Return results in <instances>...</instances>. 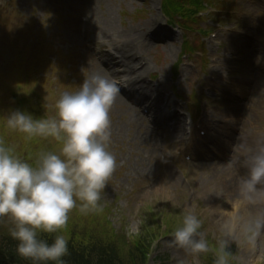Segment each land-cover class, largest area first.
<instances>
[{
    "label": "rangeland",
    "instance_id": "1",
    "mask_svg": "<svg viewBox=\"0 0 264 264\" xmlns=\"http://www.w3.org/2000/svg\"><path fill=\"white\" fill-rule=\"evenodd\" d=\"M162 1L0 0V137L22 146L24 138L14 136L20 132L6 127V115L28 108L26 99L39 108L32 113L34 116L54 117L59 95L78 90L85 77L96 73L91 65L96 63L95 57L102 61L103 55L109 60L110 80L120 79L118 71L122 67L115 66V60L107 54L118 56L124 40L111 42L99 37L96 28L88 25V12L95 10L101 22L112 19L119 31L142 26L157 17L161 32L147 34L148 46L136 51L141 56L138 65L149 67L144 76L152 85V100L163 92L164 98L168 96L194 125L206 118L214 119V114L233 100L238 104L237 117L224 120L230 123L234 139L223 151L228 156L221 152L223 149L220 151L214 136L203 145L204 153L189 162L184 153H178L179 147L188 144L185 135L183 142L173 143L168 134L166 144L154 153L138 137L139 130L131 129L128 123L132 102L127 106L113 102L110 150L116 156L117 167L102 193V203L119 235L133 237L148 228L155 230L158 240L153 244L149 264H205L207 256L219 249L229 218L264 213V197L255 203L243 202L242 197L232 201L219 198L220 188L212 178L213 167L208 165L231 159L235 177L241 182L248 173L247 156L264 145V0H230L233 11L226 17L207 9L191 29L181 23V17L169 23L160 9ZM186 38L194 46L193 51L183 55ZM132 66L140 68L134 60ZM141 105L142 110L147 109L144 103ZM150 122L147 116L145 124L152 125ZM214 126L218 131V123ZM164 127L159 131H165ZM37 138L44 144L50 141L52 151L59 152L56 140ZM174 176L178 183H173ZM189 213L202 222L201 232L210 249L207 253L192 254L172 242L175 230L169 231L167 225L179 221L177 227L181 226L183 216ZM75 216L73 210L70 217ZM0 226L9 232L12 222L7 220ZM228 250L237 264H264V233L257 238L254 251L242 238L230 241Z\"/></svg>",
    "mask_w": 264,
    "mask_h": 264
},
{
    "label": "clouds",
    "instance_id": "2",
    "mask_svg": "<svg viewBox=\"0 0 264 264\" xmlns=\"http://www.w3.org/2000/svg\"><path fill=\"white\" fill-rule=\"evenodd\" d=\"M118 92L116 82L94 73L83 79L78 90L59 95L54 117L36 118L19 109L6 115L7 128L62 145L59 152L41 151L30 161L0 137V224L12 222L9 234L17 242L16 253L32 264H67L70 239L64 230L70 213L103 212L102 193L117 167L109 130ZM247 167L240 194L243 202L255 203L264 197V145L247 156ZM201 228L196 215L186 214L172 242L192 254L207 253ZM262 233L264 213L229 218L215 264H230V241L242 238L254 251Z\"/></svg>",
    "mask_w": 264,
    "mask_h": 264
},
{
    "label": "bare ground",
    "instance_id": "3",
    "mask_svg": "<svg viewBox=\"0 0 264 264\" xmlns=\"http://www.w3.org/2000/svg\"><path fill=\"white\" fill-rule=\"evenodd\" d=\"M92 6V4H90ZM91 10V8H90ZM90 16L89 24L93 25L97 32L99 37L110 40L111 42H117L118 40L123 39L124 45L122 47H118V56H113L111 53L107 54L112 57V59L115 60L114 65L118 66L119 68L122 67L120 71H118V74L120 75H130L133 76L130 80H128V89L124 90V93L122 95L125 97L126 100H124L120 95V89L117 93L114 103H120L124 106H127L128 102H132V106L128 107V113H131L130 118L128 119V123L131 126V129H138V137L144 141V143L147 144L149 149L156 153L161 147H163L166 144L167 141V135L170 134V138L172 139L173 143L183 142V135L186 131V125L187 121L185 117L181 116V113L176 114L175 116L168 117L166 119V127L165 131L160 130V127L162 125L161 121H158L159 119V109L160 105H158L159 99L164 96L163 92L156 95V99L152 100L150 92L152 89L146 80V73L149 72V67L138 65L139 62H141V56L136 55V51L140 50L141 47H147L148 45L146 43H149L148 39L146 38V35L150 34H157L160 33V25L158 23L157 17H154L149 22L145 23L142 26L138 27H132L129 30H123L119 31L115 27V22L112 19H103L104 22L99 20V16L97 15V12L92 9V11L88 12ZM88 30V29H87ZM74 39H77L74 37ZM101 56V52L99 53ZM91 57V56H90ZM96 63H91L92 67L94 68L96 73H100L108 78V76L111 73V66L108 63V59L104 60L103 55L101 56V60H98L95 57ZM91 60L93 58L91 57ZM133 60L137 61V67L132 66ZM99 64V65H98ZM165 82H163V85ZM142 103L145 104L146 108H148L147 115L145 112H141ZM225 108L224 110H221L220 113L214 114L213 118L210 123L211 125L218 123L219 130L216 131L213 129L209 132V135L204 139V141H208L212 137H216V141L220 143V146L218 148L223 149L227 151L229 148L228 143H231V141L234 139V135H232L231 132H229V125L230 123H227L225 121V117L229 118V120H235L237 117V111L238 107L233 100L229 103L224 104ZM134 110H133V108ZM144 111V109L142 110ZM149 117V120L152 122V125L148 124L146 125V117ZM191 117V116H190ZM161 118H163L161 116ZM176 119L175 122H172V119ZM156 127V128H155ZM158 127V128H157ZM226 127V130L224 132V136L222 135V130ZM216 131V132H215ZM165 132V133H164ZM192 135L195 133L194 131H191ZM191 135V137H192ZM224 141L225 144L222 142ZM240 143H243V137L239 140ZM202 147L198 145V150H201ZM185 151L187 153H191L192 150L189 146L185 148ZM221 152L219 154H221ZM231 152V151H230ZM201 154L203 151L200 152ZM224 153V152H223ZM226 153V152H225ZM224 156H228L229 154H225ZM198 153H193L192 156H197ZM220 156V155H219ZM223 156V157H224ZM231 156V154H230ZM221 157V156H220ZM227 158V157H226ZM231 159H226L224 162L220 161L216 165L208 164L212 168V178L217 180L216 183H218L216 186L219 187L218 189V195H220L219 198H223L224 201H232L236 200L237 197H241L240 194V183L236 179L235 174V168L232 170L233 164H230L232 162H229ZM237 168V167H236ZM214 180V181H215ZM173 183H178V179L176 176L173 177ZM215 197V195H214ZM210 197H207L209 199Z\"/></svg>",
    "mask_w": 264,
    "mask_h": 264
},
{
    "label": "trees",
    "instance_id": "4",
    "mask_svg": "<svg viewBox=\"0 0 264 264\" xmlns=\"http://www.w3.org/2000/svg\"><path fill=\"white\" fill-rule=\"evenodd\" d=\"M206 5L223 12L222 15H226L230 10V0H163L161 10L169 22L181 17L187 28H192L198 25L199 21L195 14L204 10ZM193 46L186 40L183 54L193 51ZM30 108L32 113L39 109L35 105ZM27 112L31 113L29 109ZM40 117L42 116L39 114L36 118ZM23 138L24 144L14 148L16 154L24 159L31 161L39 152L51 151L50 141L44 144L37 137ZM5 142L10 145L9 141ZM56 144L61 145L58 141ZM74 211L76 216L70 217L64 230V234L70 239L71 255L65 258L67 264H149L153 244L158 240L153 228H148L142 234L127 237L117 233L105 209L99 214L89 215ZM179 223L176 221L175 225H167V228L174 231ZM16 243L9 232L1 230L0 226V264H32V261L16 253ZM217 251L219 249L207 256L205 264H215ZM230 264H236L231 257Z\"/></svg>",
    "mask_w": 264,
    "mask_h": 264
}]
</instances>
